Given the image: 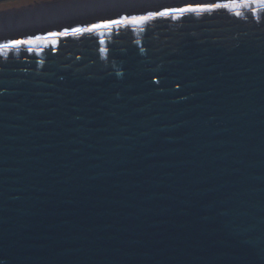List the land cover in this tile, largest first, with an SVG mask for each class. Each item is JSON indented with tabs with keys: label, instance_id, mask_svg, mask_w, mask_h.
Masks as SVG:
<instances>
[{
	"label": "water",
	"instance_id": "obj_1",
	"mask_svg": "<svg viewBox=\"0 0 264 264\" xmlns=\"http://www.w3.org/2000/svg\"><path fill=\"white\" fill-rule=\"evenodd\" d=\"M166 11L0 48V264H264L262 0H44L0 44Z\"/></svg>",
	"mask_w": 264,
	"mask_h": 264
},
{
	"label": "snow or ice",
	"instance_id": "obj_2",
	"mask_svg": "<svg viewBox=\"0 0 264 264\" xmlns=\"http://www.w3.org/2000/svg\"><path fill=\"white\" fill-rule=\"evenodd\" d=\"M262 4H264V0H262ZM215 7H228L227 4L220 5V4H215V5H207V6H198L196 8L188 7V8H183V9H177V10H171V11H179V12H188V11H205V10H211L212 8ZM168 12H162V13H148L147 16L143 17H121L120 19H115V20H108V21H103L99 23H95L92 25H89L87 27H75L72 28L71 30L69 29H64L61 32H50L46 36H35V37H29L27 39H17L13 41H8L7 43L0 44V48L7 49V48H15L19 47L21 44H34L38 41H45L47 42L48 37H57V36H66L69 34H78L84 31H94L100 28H111L112 25L114 24H122V23H128V22H140L145 19H150L153 15H167ZM239 15V13H237ZM55 43V40L53 39L52 41ZM31 50V48L29 49Z\"/></svg>",
	"mask_w": 264,
	"mask_h": 264
},
{
	"label": "rangeland",
	"instance_id": "obj_3",
	"mask_svg": "<svg viewBox=\"0 0 264 264\" xmlns=\"http://www.w3.org/2000/svg\"><path fill=\"white\" fill-rule=\"evenodd\" d=\"M40 0H0V10L20 8Z\"/></svg>",
	"mask_w": 264,
	"mask_h": 264
},
{
	"label": "flooded vegetation",
	"instance_id": "obj_4",
	"mask_svg": "<svg viewBox=\"0 0 264 264\" xmlns=\"http://www.w3.org/2000/svg\"><path fill=\"white\" fill-rule=\"evenodd\" d=\"M40 1H44V0H40ZM35 2H39V1H35ZM35 2L33 3V4H35ZM32 5V4H31ZM22 7H24V6H22Z\"/></svg>",
	"mask_w": 264,
	"mask_h": 264
}]
</instances>
